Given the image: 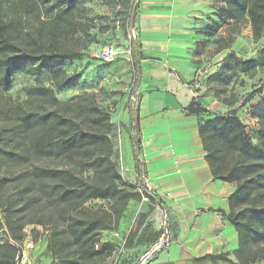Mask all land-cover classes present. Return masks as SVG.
<instances>
[{"label":"rangeland","instance_id":"obj_1","mask_svg":"<svg viewBox=\"0 0 264 264\" xmlns=\"http://www.w3.org/2000/svg\"><path fill=\"white\" fill-rule=\"evenodd\" d=\"M11 1L17 0H3L0 5L6 9ZM132 4L133 0H75L78 26L61 37V44L79 53L65 67L68 74L79 75L77 84L55 88L47 73L34 76L18 71L24 65L21 60L13 63L8 82L0 70V238L7 237L23 247L24 263L20 264H158L170 255L176 259L173 264H230L196 259L189 244L182 240L186 237L183 225L187 213L169 206L163 197L155 202L136 187L133 166L129 164L130 137L135 134L128 111L134 29L137 37V29L129 22ZM37 14H17L23 20L12 28V41L25 47V38L39 27ZM220 33L221 37L216 35L213 42L234 39L238 59L256 63L245 72L226 68L223 79L213 82L211 89L229 107L225 114L235 112L248 127L253 144L262 145L257 133L262 127L264 98L257 91L264 90V34L256 39L246 22L224 24ZM109 48L115 54L111 61H105L103 53ZM216 48L212 46L207 57L213 56ZM4 56L13 58L0 50V60ZM51 88L57 102L48 92ZM99 110L110 116V132L99 121ZM48 112L73 120L88 134V139L78 145L80 154L46 157L33 152V122L27 120V115ZM86 153L94 168L86 164ZM144 158L151 160L146 154ZM238 161L255 165L250 174L258 183L250 201L237 211L245 213L253 205L264 208V161L255 154L227 156L230 167ZM75 177L105 188L103 196L87 199ZM229 183L238 186V182ZM68 189L75 196L64 200L62 195ZM79 223H87L90 231L80 233ZM154 233L159 234L154 244L140 243ZM95 243L99 244L98 249L94 248L97 254L87 256ZM29 244L33 248L26 249ZM107 245H111L112 254L105 258ZM7 246H0L4 264L14 256V250ZM234 257L237 261L235 253Z\"/></svg>","mask_w":264,"mask_h":264},{"label":"crops","instance_id":"obj_2","mask_svg":"<svg viewBox=\"0 0 264 264\" xmlns=\"http://www.w3.org/2000/svg\"><path fill=\"white\" fill-rule=\"evenodd\" d=\"M224 2L139 0L132 26L137 29L138 53L142 56L138 94L145 184L158 201L163 197L169 206L180 207L181 212L187 213L188 220L183 225L186 237L182 240L189 244L196 259L227 253L238 264L234 257L238 249L236 230L220 212L230 213V196L236 188L214 178L199 133L204 121L228 115L225 113L229 110L211 89L209 80L220 71L229 53L237 54L236 41L230 49L216 48L218 39L213 41L216 35L221 37V28L209 31L210 26L215 28L219 22L216 6ZM212 46L216 48L215 54L207 57ZM205 71L209 77L203 88L197 90L195 82ZM194 99L207 112L189 113L187 108ZM130 148L132 154L131 143ZM145 154L150 161L145 160ZM130 157L137 183L135 161L133 155ZM175 261L170 255L157 263Z\"/></svg>","mask_w":264,"mask_h":264},{"label":"trees","instance_id":"obj_3","mask_svg":"<svg viewBox=\"0 0 264 264\" xmlns=\"http://www.w3.org/2000/svg\"><path fill=\"white\" fill-rule=\"evenodd\" d=\"M2 1L0 0V2ZM2 6L0 5V50L7 55H13L12 59L4 56L0 60V70L6 82H8L11 73L14 71L13 63L16 60H21L24 65L18 67V71L34 76L47 73L51 76L55 88L64 89L77 84L79 75L76 73L68 74L65 71V67L75 57L79 56V53L68 50L61 44V37L67 35L71 29L78 26L75 18L77 10L75 0H17L11 1L10 6L6 9ZM138 9L139 0H133L129 16L131 26L136 20ZM23 12H27V14L38 13L36 20L39 26L35 34H29L25 38V47L15 43L10 38L12 28L19 21L23 20V17L20 16L19 19L17 14ZM216 16L219 18V22L215 28L210 26L209 31L217 32L224 24L234 23L240 25L246 22L251 25L253 35L256 39L262 38L264 34V0H225L224 5L217 8ZM27 20L29 19L25 21L27 22ZM234 41V39L230 41H226L224 38L218 39V51L230 49ZM138 49L139 44L137 39L132 40L133 81L130 90L128 111L132 118V129L135 134L130 137V143L136 173L138 175L136 187L141 188L146 195L157 202L156 197L148 190L145 184L141 163V97L138 92L142 84L139 65L142 56L138 53ZM255 63V61L246 62L239 60L237 54L231 52L227 55L220 71L212 75L209 80L212 83H219L223 79L226 68H236L245 72L247 67L253 66ZM48 92L52 100L57 102L53 89H48ZM257 92L261 93L264 98V90ZM81 108L83 109L85 107L83 106ZM187 110L191 114L207 112V109L195 99ZM27 118L29 122H33L30 127L32 130L30 133L31 149L35 154L41 156H58V154L62 153L69 154V157H71V155L80 154L79 143L85 142L89 137L87 133L82 131L80 125H77L71 119L68 121L69 119L67 120L55 112H48L42 115L32 113L28 114ZM98 119L105 126L106 132H110L113 127L110 116L104 110H99ZM261 124L262 127L258 131L257 137L260 141L259 143H262V145L253 144L252 139L247 133V127L235 112L223 116L217 115L204 121L199 128L200 137L207 152L206 158L212 168L214 178L224 182H238L237 188L230 196L231 212L226 213L220 211L222 216L234 227L238 234V249L235 251L238 264H255L259 261H264V208L258 209L256 205H253L245 213L237 211L239 207L246 205L250 201L252 190L256 188L258 180L250 174L255 170L253 163L238 161L233 167H230L227 163V156L232 155L242 158L249 154H255L264 161V113ZM63 128L65 129L63 130ZM84 159H86V164L90 168H94L95 164L90 163L91 158L89 154L86 153ZM75 178L79 182L78 188L81 190L80 192L85 193L87 199L103 196L105 188H98L95 184L91 185L92 181L89 179ZM74 196L75 192L72 189H68L62 195V198L69 200ZM76 225H79L81 228L79 229L80 233H85L89 226L87 223H79ZM72 226L75 225L73 224ZM158 238L159 234L154 233L153 235H149L146 241L143 238L140 243L151 245ZM0 241L3 242L0 246L8 245L7 247L10 246L14 250L13 259L10 260L9 264H16L15 259L18 255L17 247L6 241L4 242L3 238ZM96 244L98 243L91 245L87 256L93 257L97 254V251L94 249ZM105 250V258L110 257L112 254L111 245H107ZM206 259L234 264L228 258L227 253L208 255L199 260ZM0 264H4L1 259Z\"/></svg>","mask_w":264,"mask_h":264},{"label":"built area","instance_id":"obj_4","mask_svg":"<svg viewBox=\"0 0 264 264\" xmlns=\"http://www.w3.org/2000/svg\"><path fill=\"white\" fill-rule=\"evenodd\" d=\"M133 31H134L133 32L134 39H137L135 29ZM114 54H115V52H114V50L112 48L106 49L104 51V53H103V59L105 61H111L113 59V57H114ZM208 76H209V74H208L207 71L201 73L199 75V77H198V80L195 82V85H194L195 86V89L201 90L203 88V86H204V81L207 80ZM195 96L196 97L198 96L197 93L195 94ZM246 130H247V133L249 135V131H248L249 129H248V127L246 128ZM249 137H250V135H249ZM2 238H3L4 242L6 241L9 244H12L13 246H16L17 247V249H18V255H17V258H16V264H20V261H21V263H24V250H23V247H21L20 245H16V243H12V241L10 239L6 238V237H2ZM1 243H3V242L0 241V244ZM25 248L26 249H31V248H33V244H29ZM95 248L98 249L99 248V244H96L95 245Z\"/></svg>","mask_w":264,"mask_h":264}]
</instances>
